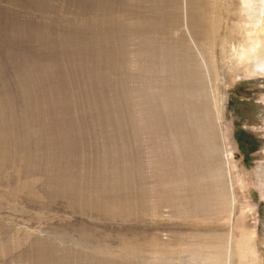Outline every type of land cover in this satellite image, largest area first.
<instances>
[{"label":"rangeland","instance_id":"1","mask_svg":"<svg viewBox=\"0 0 264 264\" xmlns=\"http://www.w3.org/2000/svg\"><path fill=\"white\" fill-rule=\"evenodd\" d=\"M244 1L0 0V264H264Z\"/></svg>","mask_w":264,"mask_h":264},{"label":"bare ground","instance_id":"2","mask_svg":"<svg viewBox=\"0 0 264 264\" xmlns=\"http://www.w3.org/2000/svg\"><path fill=\"white\" fill-rule=\"evenodd\" d=\"M246 2L249 6V12L246 13H249L248 17L251 18L250 27L246 29V35L233 51V56L239 70L264 75V0ZM246 2L244 1L245 5Z\"/></svg>","mask_w":264,"mask_h":264}]
</instances>
